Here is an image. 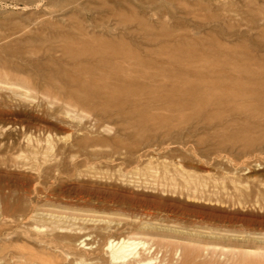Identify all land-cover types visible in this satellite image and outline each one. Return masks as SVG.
I'll list each match as a JSON object with an SVG mask.
<instances>
[{
  "label": "rangeland",
  "instance_id": "obj_1",
  "mask_svg": "<svg viewBox=\"0 0 264 264\" xmlns=\"http://www.w3.org/2000/svg\"><path fill=\"white\" fill-rule=\"evenodd\" d=\"M0 264H264V0H0Z\"/></svg>",
  "mask_w": 264,
  "mask_h": 264
},
{
  "label": "bare ground",
  "instance_id": "obj_2",
  "mask_svg": "<svg viewBox=\"0 0 264 264\" xmlns=\"http://www.w3.org/2000/svg\"><path fill=\"white\" fill-rule=\"evenodd\" d=\"M101 2V1H100ZM125 51H123V53H124ZM49 55V54H48ZM110 55V54H109ZM126 55V54H125ZM41 56V55H40ZM110 59V58H109ZM44 60V59H43ZM42 60V61H43ZM132 60H134V59H132ZM4 61V60H3ZM40 62H42L41 60H39ZM49 61H51V60H49ZM44 62H45V60H44ZM44 62H42V63H44ZM46 62H47V60H46ZM134 63V62H133ZM39 67V66H38ZM25 68V67H24ZM39 69V68H38ZM41 69V68H40ZM17 70H19V69H17ZM43 70V69H42ZM23 71V70H22ZM21 71V72H22ZM134 71V70H133ZM132 71V72H133ZM29 72V71H28ZM26 73H27V71H26ZM49 74H51L50 72L48 73V76H49ZM131 74V73H130ZM129 74V75H130ZM39 75H41V74H39ZM131 76H133V75H130L129 77H131ZM54 77V76H53ZM71 79V78H70ZM69 79V80H70ZM2 80V79H1ZM46 80V79H45ZM52 80V79H51ZM68 80V81H69ZM73 80H76V79H73ZM79 80V79H78ZM131 80V79H130ZM134 79L132 78V81H133ZM47 81V80H46ZM49 81V80H48ZM247 82H248V80H246ZM249 81H251V80H249ZM70 82H72L71 80H70ZM74 83H75V81H74ZM74 83H72L73 85H74ZM20 84V83H19ZM70 84V83H69ZM261 84V83H260ZM262 85V84H261ZM39 86V85H38ZM79 86V85H78ZM74 87V86H73ZM263 87V86H262ZM45 89V88H44ZM69 89V88H68ZM71 90V89H70ZM73 90V89H72ZM78 90V89H77ZM73 91H76V90H73ZM82 91V90H81ZM71 92V91H70ZM73 93V92H72ZM81 95H83V94H81ZM108 97V96H107ZM107 97H106V99H107ZM111 97V96H110ZM110 97H109V100L108 101H110ZM113 98H115V97H113ZM124 99V98H123ZM122 99V100H123ZM117 101V100H116ZM125 101H127V98H126V100ZM118 102L119 101H117V104H118ZM116 105V104H115ZM119 105H121V103L119 104ZM116 106H118V105H116ZM132 244H134V246L133 247H131V248H129L128 249V253L127 254H124L123 256H128V255H130V254H132V250L134 249V248H136V245L138 244V241L137 242H134V243H132ZM121 259H122V257H121ZM139 260L138 259H135V262H138ZM38 262V261H37Z\"/></svg>",
  "mask_w": 264,
  "mask_h": 264
}]
</instances>
